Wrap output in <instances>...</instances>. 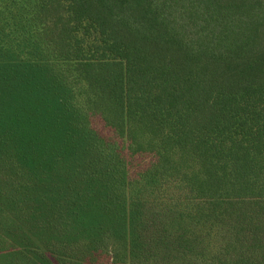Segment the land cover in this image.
<instances>
[{
    "label": "trees",
    "instance_id": "obj_1",
    "mask_svg": "<svg viewBox=\"0 0 264 264\" xmlns=\"http://www.w3.org/2000/svg\"><path fill=\"white\" fill-rule=\"evenodd\" d=\"M0 264H264V0H0Z\"/></svg>",
    "mask_w": 264,
    "mask_h": 264
}]
</instances>
